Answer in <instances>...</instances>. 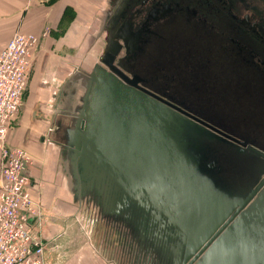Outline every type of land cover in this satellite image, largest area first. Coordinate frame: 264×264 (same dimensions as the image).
Here are the masks:
<instances>
[{
  "label": "flooded vegetation",
  "instance_id": "flooded-vegetation-1",
  "mask_svg": "<svg viewBox=\"0 0 264 264\" xmlns=\"http://www.w3.org/2000/svg\"><path fill=\"white\" fill-rule=\"evenodd\" d=\"M110 7L100 57L109 61L112 56L125 91L195 122L182 133L187 152L200 156V171L236 202L234 218L245 215L247 226L259 221L263 227L264 143L257 139L264 138V0H112ZM187 65L194 71L195 114L184 108L186 98L168 91L181 74L177 69ZM81 90L71 129L83 105L85 82ZM213 106H222L220 114L230 123L215 118ZM82 184L75 197L85 209L96 210L91 221L98 217L120 233L131 247V264H197L202 257V248L191 253L181 237H174L166 218L138 206L113 183Z\"/></svg>",
  "mask_w": 264,
  "mask_h": 264
},
{
  "label": "water",
  "instance_id": "water-1",
  "mask_svg": "<svg viewBox=\"0 0 264 264\" xmlns=\"http://www.w3.org/2000/svg\"><path fill=\"white\" fill-rule=\"evenodd\" d=\"M110 58L100 57L87 74L83 105L67 134L75 195L80 182H111L166 218L191 253L202 248L197 264H264L262 222L247 226L245 215L234 218L236 202L200 171V156L186 150L182 133L195 122L125 91Z\"/></svg>",
  "mask_w": 264,
  "mask_h": 264
},
{
  "label": "crops",
  "instance_id": "crops-1",
  "mask_svg": "<svg viewBox=\"0 0 264 264\" xmlns=\"http://www.w3.org/2000/svg\"><path fill=\"white\" fill-rule=\"evenodd\" d=\"M111 3L112 0H0V51L17 31L40 37L23 104L6 143L25 150L31 157L32 164L27 168L29 188L44 215L42 227L34 228L46 242L47 264L114 263L94 260L76 225L81 202L73 192L66 150L72 108L78 104L79 90L94 65L86 69L90 64L89 43L95 38L93 27L100 26L98 32L101 31ZM118 249L120 260L116 262L131 264V247L123 244Z\"/></svg>",
  "mask_w": 264,
  "mask_h": 264
},
{
  "label": "built area",
  "instance_id": "built-area-1",
  "mask_svg": "<svg viewBox=\"0 0 264 264\" xmlns=\"http://www.w3.org/2000/svg\"><path fill=\"white\" fill-rule=\"evenodd\" d=\"M39 44V36L17 31L0 51V264H47V245L36 230L42 227L44 215L31 195L27 176L31 157L6 143Z\"/></svg>",
  "mask_w": 264,
  "mask_h": 264
},
{
  "label": "rangeland",
  "instance_id": "rangeland-1",
  "mask_svg": "<svg viewBox=\"0 0 264 264\" xmlns=\"http://www.w3.org/2000/svg\"><path fill=\"white\" fill-rule=\"evenodd\" d=\"M111 11V7L107 8V12L105 13V20L108 18L107 14ZM100 26H95L94 31H96L93 34V37H95L91 43H89V48H88V54L89 56V61L90 64L86 69H90V66H92V63L96 64L99 63V57H100V52L103 47V37L104 34L101 31H99ZM100 37H98V36ZM97 36V37H96ZM99 38V40H97ZM92 44V45H91ZM87 71V72H88ZM177 72L181 73L178 77V81L171 83L173 85L172 89H169L168 91L170 92L169 95L174 96L177 99L184 100L185 98L188 101H185L184 105L188 111L193 112L195 114V81L191 79V74L192 71L191 68L187 65V67L183 70L177 69ZM186 73V74H185ZM174 77L177 79L176 75ZM189 80V81H188ZM186 81V82H183ZM188 81V83H187ZM171 85V86H172ZM79 93H82V90H79ZM75 101H73L74 103ZM74 106V105H73ZM222 109V106L219 107H212V110L215 112V118L219 117L221 122L223 124H227V122L230 123V117L229 116H224L220 114L219 109ZM227 110L229 107H225ZM206 112V111H205ZM214 117V116H213ZM262 117V116H261ZM213 119V118H212ZM215 121V119H213ZM237 120L235 117H233V121ZM220 123V122H219ZM188 129V128H187ZM186 129V130H187ZM192 129L189 128V131L191 132ZM257 133H259L258 130H256ZM260 135V134H259ZM261 136V135H260ZM264 136V135H263ZM258 142H263L264 143V138H258ZM264 146V145H263ZM214 156L211 155V159ZM217 162H220V160L215 159ZM94 209H91L90 211L85 209L83 205L80 207V216L77 215V222L76 225L79 228V231L82 234V237L84 240L87 242L89 245L87 249H90L94 256V260H102L103 263L105 261H114L113 264H118L116 261L118 259L120 260V257L118 258V252L119 249L118 247H121L124 244L123 238L119 235L120 233L110 227L109 225H106L104 220H100L96 218L95 221H91V219L94 217L93 214H95ZM93 213V214H92ZM96 217V214H95ZM86 247V245H85Z\"/></svg>",
  "mask_w": 264,
  "mask_h": 264
}]
</instances>
